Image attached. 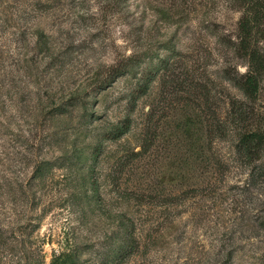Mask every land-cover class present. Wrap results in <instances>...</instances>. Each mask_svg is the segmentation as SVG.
<instances>
[{"label": "rangeland", "instance_id": "374dc122", "mask_svg": "<svg viewBox=\"0 0 264 264\" xmlns=\"http://www.w3.org/2000/svg\"><path fill=\"white\" fill-rule=\"evenodd\" d=\"M157 56L169 67L146 92L114 77ZM239 103L264 130V0H0V264L73 249L102 264L119 213L139 226L124 264H264V177L236 151Z\"/></svg>", "mask_w": 264, "mask_h": 264}, {"label": "trees", "instance_id": "16d2710c", "mask_svg": "<svg viewBox=\"0 0 264 264\" xmlns=\"http://www.w3.org/2000/svg\"><path fill=\"white\" fill-rule=\"evenodd\" d=\"M116 1L120 2V0ZM164 15H167L165 11ZM240 29L243 38H248L252 35L249 19H242L240 21ZM170 48L171 46L165 47V49L169 50ZM248 53L250 54L251 69L245 75L244 80H240L239 86L248 96H252L256 93L258 88V75L263 70V57L258 50L255 49H251ZM143 59L144 58H132L128 64L114 70V77L123 74L136 77L138 81L136 90L139 93L146 92L151 80L154 78L153 76L157 72L165 71L170 63V57L157 56L156 58H148V60L144 62L145 64L143 67H141L140 63H143ZM138 73H140L139 76ZM104 82L105 80L100 83ZM54 108L56 111H59L62 106L58 105ZM230 112L232 115L230 122L234 124L237 131L235 147L238 155L246 162H257L254 168L256 175L258 178L264 177V130L252 128L253 115L249 112L246 105L242 103L235 104ZM84 116H87V114ZM224 123L225 125L227 124L226 122ZM210 125L214 130H222L223 126L222 121L214 124L210 123ZM124 128L116 127L111 130L108 129L104 135L109 136L111 134L109 137H113L121 133L123 134L126 131V129L122 130ZM44 139H42V142H44ZM95 157L93 161H95ZM51 164L52 163L48 160H39L36 163L35 173L41 174L44 170L49 169ZM178 198H180V196H170V202H178ZM113 219L114 229L110 233L107 245L98 255L102 264H124L128 258L138 252L140 247V240L137 234L139 231L137 221L125 213L115 214ZM262 224L264 225V220ZM50 264H82V261L79 258L78 251L73 249L58 255Z\"/></svg>", "mask_w": 264, "mask_h": 264}]
</instances>
